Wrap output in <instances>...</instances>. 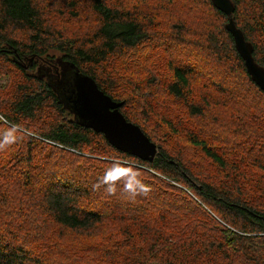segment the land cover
Instances as JSON below:
<instances>
[{"label": "trees", "instance_id": "1", "mask_svg": "<svg viewBox=\"0 0 264 264\" xmlns=\"http://www.w3.org/2000/svg\"><path fill=\"white\" fill-rule=\"evenodd\" d=\"M203 1L212 16L196 11L185 37H163L162 94L185 111L158 117L127 111L143 101L122 100L119 90L132 84L116 87L104 67L149 39L129 9L109 0H0V132L20 147L9 155L0 135V264H264V92L246 73L227 17ZM229 1L264 69V0ZM62 5L74 18L79 5L94 17L83 40L59 21ZM202 44L218 69L196 73L206 83L195 95V56L184 55ZM67 68L123 103L125 120L155 144L153 162L73 120L53 88ZM200 214L215 227L198 223Z\"/></svg>", "mask_w": 264, "mask_h": 264}, {"label": "rangeland", "instance_id": "2", "mask_svg": "<svg viewBox=\"0 0 264 264\" xmlns=\"http://www.w3.org/2000/svg\"><path fill=\"white\" fill-rule=\"evenodd\" d=\"M190 1L193 3L192 6H189L188 3H186L187 0H109L110 4L121 5L125 9H129L132 14L137 15L138 18L143 21L149 33V39L142 42L138 48L125 51L122 55L117 57L113 56L109 58L104 65V67L108 69V73L115 77L114 80L116 87L119 85L120 87H123L126 82L132 84L130 90L124 88L119 90L122 94H120L122 100H125V94V96L129 95L128 99L139 101L140 98L143 101L142 105L137 103L136 107L131 108L130 105L129 108V105H127V111H138L144 115L158 117L167 115V112L168 114L174 112V115H177V111H185L180 103L162 94V87L168 81V73L166 72V55H168V52L165 51L166 47L163 37L170 33L175 34L178 38L185 37L186 27L189 26V19L196 11H207V16H212V13L207 9L208 5L206 6L203 0ZM56 7L57 11L59 9V13L57 14L59 21L63 22L64 27L69 28L68 35H72L71 37L73 39L79 41L88 36L90 28H93V25L95 24V19L90 16L87 10H85L84 5H79L76 8V18L72 17L68 11L69 9L63 5L61 8L58 6ZM182 25H184L183 29L180 28ZM198 34L199 32H197V35ZM197 49L198 48H196L195 52L190 51L185 54L184 58L186 55V58L195 56V72H193L194 78L192 79L191 87L194 89L193 91H195V95H197V92L199 95H202V92H199V86L204 85L206 82L205 80L201 82L198 79L197 74L203 73V76L206 77L204 74L216 72L218 68L214 65L212 57H205L203 55V44L202 48ZM189 50H191L190 47ZM208 52L209 51L204 50L205 54ZM196 60L199 61V63H197ZM24 66L27 67L28 62H25ZM46 67L48 66L44 65L43 68L47 72L46 76H53L52 69L48 70ZM33 73H35V71H33L32 74ZM28 74H30V72H28ZM43 76L45 77V75ZM102 78V85L107 87L110 84V80L106 75ZM5 85L6 80L3 77H0V87ZM54 116L56 117V115ZM184 123L186 122L182 120V124ZM189 123L190 122L186 123V126H189ZM0 133L1 138L5 140L7 145H9L7 147V153L9 155L13 152L15 153L16 149H20L19 146H16L17 142H10L7 135H2L6 134V131H1ZM38 153L39 152H37V154ZM106 161L111 162L110 160ZM194 161H196V159ZM200 163L201 165L197 163L198 168L201 167V169L203 168V170H206L204 162L201 161ZM176 187L183 190L180 185H176ZM184 192L196 202V198L194 199L193 195L188 191ZM209 211L210 210H206L208 214ZM200 215L202 220H198V223L205 226L207 229L215 227L214 223L209 219L206 220L204 214Z\"/></svg>", "mask_w": 264, "mask_h": 264}, {"label": "water", "instance_id": "3", "mask_svg": "<svg viewBox=\"0 0 264 264\" xmlns=\"http://www.w3.org/2000/svg\"><path fill=\"white\" fill-rule=\"evenodd\" d=\"M214 8L223 13L228 24L226 30L232 35L235 48L244 62L247 75L264 92V69L258 67L252 57L251 46L245 43L241 33L235 28L231 15L234 11L229 0H210ZM60 102L80 126L103 135L108 144L120 153L142 162L151 163L157 153L153 144L141 129L125 120L120 113L123 103L112 101L100 91L91 78L76 69H64L61 78L53 85Z\"/></svg>", "mask_w": 264, "mask_h": 264}]
</instances>
